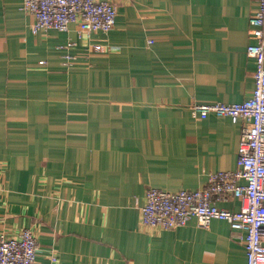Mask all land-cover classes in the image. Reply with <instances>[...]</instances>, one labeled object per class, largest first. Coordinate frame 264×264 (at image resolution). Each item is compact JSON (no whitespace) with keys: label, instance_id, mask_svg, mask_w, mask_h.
<instances>
[{"label":"crops","instance_id":"1","mask_svg":"<svg viewBox=\"0 0 264 264\" xmlns=\"http://www.w3.org/2000/svg\"><path fill=\"white\" fill-rule=\"evenodd\" d=\"M116 1L114 29L88 35L34 34L23 0H0V235L31 230L39 264H247L227 221L162 230L141 209L149 187L237 169L242 122L191 104L252 95L258 0Z\"/></svg>","mask_w":264,"mask_h":264},{"label":"built area","instance_id":"2","mask_svg":"<svg viewBox=\"0 0 264 264\" xmlns=\"http://www.w3.org/2000/svg\"><path fill=\"white\" fill-rule=\"evenodd\" d=\"M22 6L34 17V34L51 29L67 32L73 24L88 35L106 34L116 26L119 14L116 0H23ZM249 36L247 54L255 63L252 95L241 103L191 104L197 118L216 115L229 117L235 124L242 122L237 169L211 174L208 186L202 189L149 187L141 210L146 227L162 230L177 229L191 219L202 228H208L214 219L225 220L244 233L247 264H264V0H258L250 16ZM225 199H237L240 208H220L217 202ZM39 253L40 244L29 229L18 238L0 235V264H39ZM49 259L51 264L58 263L52 251Z\"/></svg>","mask_w":264,"mask_h":264}]
</instances>
